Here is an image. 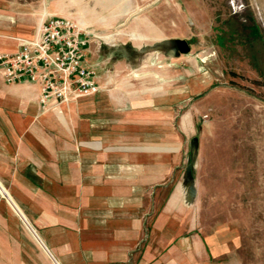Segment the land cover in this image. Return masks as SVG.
Masks as SVG:
<instances>
[{
	"label": "rangeland",
	"instance_id": "1",
	"mask_svg": "<svg viewBox=\"0 0 264 264\" xmlns=\"http://www.w3.org/2000/svg\"><path fill=\"white\" fill-rule=\"evenodd\" d=\"M54 18L85 33L82 63L99 93H122L125 107L140 106L134 120L151 138L181 143L168 187L181 170L188 185L192 152V198L214 249L228 248L231 264H264V28L255 0H0V44L16 45L0 56L36 43Z\"/></svg>",
	"mask_w": 264,
	"mask_h": 264
},
{
	"label": "crops",
	"instance_id": "2",
	"mask_svg": "<svg viewBox=\"0 0 264 264\" xmlns=\"http://www.w3.org/2000/svg\"><path fill=\"white\" fill-rule=\"evenodd\" d=\"M124 96L44 112L39 83L0 72V264H231L200 223L192 162L168 187L181 143L151 138Z\"/></svg>",
	"mask_w": 264,
	"mask_h": 264
},
{
	"label": "built area",
	"instance_id": "3",
	"mask_svg": "<svg viewBox=\"0 0 264 264\" xmlns=\"http://www.w3.org/2000/svg\"><path fill=\"white\" fill-rule=\"evenodd\" d=\"M64 19L43 23L36 43L25 46L13 58L0 56V71L9 83L27 79L41 86V103L67 104L70 100L90 97L101 89L95 72L82 63L81 49L86 41Z\"/></svg>",
	"mask_w": 264,
	"mask_h": 264
},
{
	"label": "water",
	"instance_id": "4",
	"mask_svg": "<svg viewBox=\"0 0 264 264\" xmlns=\"http://www.w3.org/2000/svg\"><path fill=\"white\" fill-rule=\"evenodd\" d=\"M255 2L264 28V0H255ZM175 43L180 46L182 53L189 51V45L186 41L177 40Z\"/></svg>",
	"mask_w": 264,
	"mask_h": 264
},
{
	"label": "trees",
	"instance_id": "5",
	"mask_svg": "<svg viewBox=\"0 0 264 264\" xmlns=\"http://www.w3.org/2000/svg\"><path fill=\"white\" fill-rule=\"evenodd\" d=\"M190 162L192 161V153H190ZM190 178L193 180L194 179V172H193V166H190Z\"/></svg>",
	"mask_w": 264,
	"mask_h": 264
}]
</instances>
